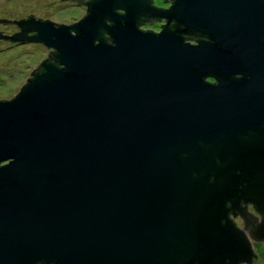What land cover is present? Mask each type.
<instances>
[{
	"label": "water",
	"instance_id": "obj_1",
	"mask_svg": "<svg viewBox=\"0 0 264 264\" xmlns=\"http://www.w3.org/2000/svg\"><path fill=\"white\" fill-rule=\"evenodd\" d=\"M71 1L70 23L0 18L49 48L0 98V264H251L264 0Z\"/></svg>",
	"mask_w": 264,
	"mask_h": 264
},
{
	"label": "rangeland",
	"instance_id": "obj_2",
	"mask_svg": "<svg viewBox=\"0 0 264 264\" xmlns=\"http://www.w3.org/2000/svg\"><path fill=\"white\" fill-rule=\"evenodd\" d=\"M83 13L84 5L73 4L70 0H0V18L10 20L31 14L54 22L70 23ZM146 26L151 29L152 24ZM0 30L3 34H11L17 27L11 22H0ZM48 50L38 42L11 43L0 38V98L12 96ZM255 252L257 257L251 264H264V242L256 246Z\"/></svg>",
	"mask_w": 264,
	"mask_h": 264
},
{
	"label": "flooded vegetation",
	"instance_id": "obj_3",
	"mask_svg": "<svg viewBox=\"0 0 264 264\" xmlns=\"http://www.w3.org/2000/svg\"><path fill=\"white\" fill-rule=\"evenodd\" d=\"M70 2L73 3V4H76L74 1H71L70 0ZM151 4L154 7L165 8V7L169 6L170 2L168 0H151ZM80 5H83V4H80ZM164 22H165L164 18L161 17V18H158V20H153L151 22L144 21L143 24H141V25H142V27L144 26L143 28H146V27L147 28H150L149 26H146V25L147 24H152V27H151L152 31H158L160 29V24L161 23H164ZM185 40L188 41V42H190V43H194L195 42V40H193L192 38H186ZM11 43H16V42H11ZM47 53H46V55H47ZM205 79L207 81H214V79L212 77H210V76L205 77ZM245 210L248 211V212H250L253 216H255V221H259L260 215H259V213L257 211H255L253 209V206H252L251 202H245ZM228 216L233 221V223L235 224L236 227H238L239 229L242 228V226H243V220H242L241 215H239L238 213H235L234 215H231V213L228 212ZM250 241H251L252 249L255 252L256 246H258L261 243H263L264 242V239H261V240L260 239H258V240H252L251 239ZM256 257L253 258L252 262L254 261V259Z\"/></svg>",
	"mask_w": 264,
	"mask_h": 264
}]
</instances>
